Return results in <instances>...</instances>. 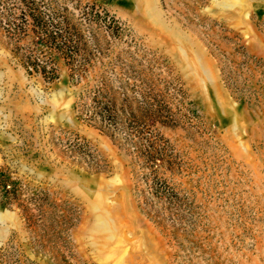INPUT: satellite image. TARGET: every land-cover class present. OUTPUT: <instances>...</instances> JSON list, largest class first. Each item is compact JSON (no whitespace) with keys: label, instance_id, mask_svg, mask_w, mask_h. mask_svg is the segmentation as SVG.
<instances>
[{"label":"rangeland","instance_id":"obj_1","mask_svg":"<svg viewBox=\"0 0 264 264\" xmlns=\"http://www.w3.org/2000/svg\"><path fill=\"white\" fill-rule=\"evenodd\" d=\"M3 103L0 264H264V0H0Z\"/></svg>","mask_w":264,"mask_h":264},{"label":"trees","instance_id":"obj_2","mask_svg":"<svg viewBox=\"0 0 264 264\" xmlns=\"http://www.w3.org/2000/svg\"><path fill=\"white\" fill-rule=\"evenodd\" d=\"M34 70L38 71V67L34 65ZM96 97V96H95ZM94 100V99H93ZM94 104V116L98 118L99 122L105 127H117L118 124V115L113 106L109 103L102 102L101 99L98 97L97 101H93ZM163 149H159L155 146V142L148 145L147 149L143 151L140 155V159L142 160L143 167L148 171L156 172L157 168L160 167L164 160L162 159ZM149 180L146 178V184H148ZM151 184L149 186V197L155 202H162L163 200L167 199L169 202H173V198L176 199V193L170 189L165 181L158 179H151Z\"/></svg>","mask_w":264,"mask_h":264},{"label":"crops","instance_id":"obj_3","mask_svg":"<svg viewBox=\"0 0 264 264\" xmlns=\"http://www.w3.org/2000/svg\"><path fill=\"white\" fill-rule=\"evenodd\" d=\"M5 89L7 88L6 86H3ZM4 90V89H3ZM7 99V102H8V97L6 98ZM9 105H7V103H3V105L0 107V113L2 112H7V110H9ZM23 114V113H22ZM7 116V115H5Z\"/></svg>","mask_w":264,"mask_h":264},{"label":"bare ground","instance_id":"obj_4","mask_svg":"<svg viewBox=\"0 0 264 264\" xmlns=\"http://www.w3.org/2000/svg\"><path fill=\"white\" fill-rule=\"evenodd\" d=\"M1 220V219H0Z\"/></svg>","mask_w":264,"mask_h":264}]
</instances>
